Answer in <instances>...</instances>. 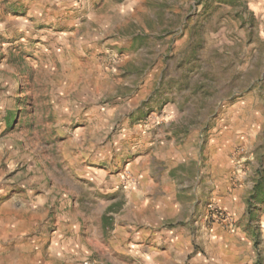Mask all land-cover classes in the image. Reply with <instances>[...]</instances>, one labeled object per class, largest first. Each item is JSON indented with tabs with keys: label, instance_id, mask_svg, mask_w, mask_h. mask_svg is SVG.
<instances>
[{
	"label": "rangeland",
	"instance_id": "obj_1",
	"mask_svg": "<svg viewBox=\"0 0 264 264\" xmlns=\"http://www.w3.org/2000/svg\"><path fill=\"white\" fill-rule=\"evenodd\" d=\"M259 173L264 0H0V199L37 264H215L214 223L259 244Z\"/></svg>",
	"mask_w": 264,
	"mask_h": 264
},
{
	"label": "crops",
	"instance_id": "obj_2",
	"mask_svg": "<svg viewBox=\"0 0 264 264\" xmlns=\"http://www.w3.org/2000/svg\"><path fill=\"white\" fill-rule=\"evenodd\" d=\"M13 211L10 202L0 199V264H37L38 248L11 216ZM261 225L259 244L252 247L240 232L229 233L222 224H212L207 241L217 255L215 264H264V214Z\"/></svg>",
	"mask_w": 264,
	"mask_h": 264
},
{
	"label": "trees",
	"instance_id": "obj_3",
	"mask_svg": "<svg viewBox=\"0 0 264 264\" xmlns=\"http://www.w3.org/2000/svg\"><path fill=\"white\" fill-rule=\"evenodd\" d=\"M259 175H260V177H259V184H260V180H261V179H264V173H263V174H262V173H259ZM259 184H256V185H255V187L253 188V192H254V191L256 192L257 190L260 189L261 186H260ZM258 185H259V187H258Z\"/></svg>",
	"mask_w": 264,
	"mask_h": 264
}]
</instances>
